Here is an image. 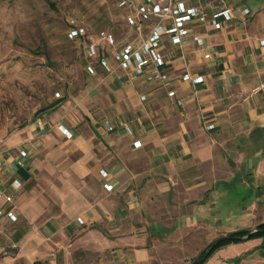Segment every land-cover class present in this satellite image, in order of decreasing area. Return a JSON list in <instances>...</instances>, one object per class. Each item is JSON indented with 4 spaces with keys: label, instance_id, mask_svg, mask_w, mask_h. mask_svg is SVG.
I'll return each instance as SVG.
<instances>
[{
    "label": "crops",
    "instance_id": "obj_1",
    "mask_svg": "<svg viewBox=\"0 0 264 264\" xmlns=\"http://www.w3.org/2000/svg\"><path fill=\"white\" fill-rule=\"evenodd\" d=\"M225 1L234 17L198 28L211 56L194 41L171 54L166 40L165 82L98 65L82 92L7 134L4 145L24 146L29 157L18 166L12 150L0 173L12 193L0 197V264H189L219 236V184L249 185L248 211L264 217V0ZM186 70L204 80L184 79ZM247 240L263 249L261 237ZM218 252L204 264H228Z\"/></svg>",
    "mask_w": 264,
    "mask_h": 264
},
{
    "label": "rangeland",
    "instance_id": "obj_2",
    "mask_svg": "<svg viewBox=\"0 0 264 264\" xmlns=\"http://www.w3.org/2000/svg\"><path fill=\"white\" fill-rule=\"evenodd\" d=\"M247 4L252 6L254 2L248 0ZM72 16L93 33L104 28L118 41L134 36V29L112 0H0L1 145L10 131L41 114L43 111L37 113L40 107L57 97L70 99L91 82L86 74L83 42L67 34ZM172 197H168V205L172 212H178L179 201ZM214 198L220 219L218 235L264 218L262 213L248 211L255 190L246 183L230 187L219 184ZM175 221L179 222L178 215L170 217V222ZM247 244L231 242L219 248L218 255L229 256L224 258L228 264H264V249Z\"/></svg>",
    "mask_w": 264,
    "mask_h": 264
},
{
    "label": "built area",
    "instance_id": "obj_3",
    "mask_svg": "<svg viewBox=\"0 0 264 264\" xmlns=\"http://www.w3.org/2000/svg\"><path fill=\"white\" fill-rule=\"evenodd\" d=\"M121 11L125 22L134 29L131 39L118 41L115 34L104 28L93 33L89 26L75 17H70L67 34L70 38L83 42L85 68L88 73H96L98 65L104 67L108 73L117 68L130 69L147 81H169V59L164 48L166 40L173 47L171 54L177 48L183 52L190 49L194 41L197 49L203 50L204 56H211L215 47L199 34L200 27L220 29L234 17V6L225 0H112ZM249 7H243L242 12L248 13ZM204 48H207L205 51ZM184 79L195 82L204 80L203 74L184 71ZM174 89L169 90L174 95ZM145 97V95H143ZM67 135L72 133L63 125H59ZM213 126V124H211ZM127 129L132 131L131 127ZM140 144L139 140H135ZM17 151L15 163L18 166L28 163L29 150L24 146H5L0 144V173L8 169V153ZM104 176L107 170L102 169ZM12 184L19 188L23 181L16 171ZM106 189H112L113 183L103 182ZM12 200L9 193L0 183V197ZM2 210L0 209V214ZM7 214L16 220L18 215L10 209ZM80 221L82 219L80 218Z\"/></svg>",
    "mask_w": 264,
    "mask_h": 264
},
{
    "label": "trees",
    "instance_id": "obj_4",
    "mask_svg": "<svg viewBox=\"0 0 264 264\" xmlns=\"http://www.w3.org/2000/svg\"><path fill=\"white\" fill-rule=\"evenodd\" d=\"M37 113H39V111H37ZM258 236H262L264 238V220L257 223L255 227H243L230 230L225 234L214 238L193 258L191 264H204L205 261L219 248L224 247L231 242H237ZM262 247L264 249V239Z\"/></svg>",
    "mask_w": 264,
    "mask_h": 264
},
{
    "label": "water",
    "instance_id": "obj_5",
    "mask_svg": "<svg viewBox=\"0 0 264 264\" xmlns=\"http://www.w3.org/2000/svg\"><path fill=\"white\" fill-rule=\"evenodd\" d=\"M63 100H64V97H57L56 99L49 102L47 105L40 107L38 109V111L40 112V111L46 110L48 108H51V107L55 106L56 104L62 102Z\"/></svg>",
    "mask_w": 264,
    "mask_h": 264
}]
</instances>
